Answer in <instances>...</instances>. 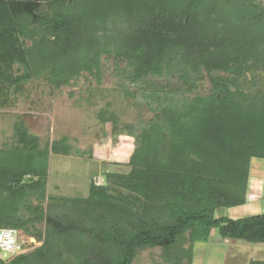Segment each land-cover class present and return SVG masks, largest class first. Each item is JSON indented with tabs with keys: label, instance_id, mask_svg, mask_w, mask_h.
<instances>
[{
	"label": "trees",
	"instance_id": "1",
	"mask_svg": "<svg viewBox=\"0 0 264 264\" xmlns=\"http://www.w3.org/2000/svg\"><path fill=\"white\" fill-rule=\"evenodd\" d=\"M103 56L123 61L115 75L153 114L138 127H119L106 110L98 116L112 136L134 139L130 169L104 173L85 198L48 195L49 154L69 155L68 140L40 148L18 119L17 146L0 148V228L40 246L0 256V264H132L147 248H160L170 264H191L193 244L212 231L264 244V214L216 216L245 204L251 161L264 160V5L0 0V96L32 80L59 89L83 73L99 83ZM203 76L206 95L197 92Z\"/></svg>",
	"mask_w": 264,
	"mask_h": 264
},
{
	"label": "rangeland",
	"instance_id": "2",
	"mask_svg": "<svg viewBox=\"0 0 264 264\" xmlns=\"http://www.w3.org/2000/svg\"><path fill=\"white\" fill-rule=\"evenodd\" d=\"M255 1L264 5V0ZM116 63L120 68L124 66L123 61L114 62L112 58L102 57L99 83L83 73L70 85L59 89L49 85L45 79L32 80L18 90H12V97L8 90L4 92L6 97L0 96V148L17 146L14 123L18 119H22L29 133L38 138L40 148L63 137L68 140L69 155L49 154L48 195L85 198L91 182L105 181L104 173L126 174L129 171L127 159L134 148V139L120 130L119 134L112 136L110 124H101L98 116L106 110L108 115L115 114L119 127L123 124L138 127L146 124L153 114L140 91L115 75ZM262 77L264 79V75ZM151 80L156 87L166 85L164 79ZM143 89L147 90V86ZM209 91L210 83L203 76L197 92L206 95ZM132 92L136 93L135 97L130 95ZM249 173L250 177H264V160L252 159ZM257 187L258 184L249 187L250 192L255 188V194H259ZM220 210L226 212V209ZM210 237L207 242L193 244L191 264L264 262V244L240 241L235 245L232 240L224 243L218 235L215 236V231L210 233ZM28 239L21 233L18 235V242L26 245L25 252L40 246L38 242L34 245L29 243ZM188 245L187 241L184 247ZM132 264L170 263L164 260L160 248H147L137 253Z\"/></svg>",
	"mask_w": 264,
	"mask_h": 264
},
{
	"label": "crops",
	"instance_id": "3",
	"mask_svg": "<svg viewBox=\"0 0 264 264\" xmlns=\"http://www.w3.org/2000/svg\"><path fill=\"white\" fill-rule=\"evenodd\" d=\"M256 184H258L257 192H260L259 194H255L256 191L255 188H252V192H250L249 187H256ZM219 209L216 213L217 217H227L229 219L237 220L248 216H254V215H261L264 214V177H250L249 173V180L247 184V192H246V201L245 204L234 207L231 209H226V212L224 213ZM214 234H211V237H213ZM215 232V236H216ZM210 237V238H211ZM224 243H228L231 240H224ZM232 243L238 244L237 242L240 241H231ZM242 245V244H241Z\"/></svg>",
	"mask_w": 264,
	"mask_h": 264
},
{
	"label": "built area",
	"instance_id": "4",
	"mask_svg": "<svg viewBox=\"0 0 264 264\" xmlns=\"http://www.w3.org/2000/svg\"><path fill=\"white\" fill-rule=\"evenodd\" d=\"M103 183H99L98 180H94V184L97 186H100ZM19 234L20 232L16 230L0 228V256L3 260H9L12 257L26 251L21 248V244L18 242ZM28 240V242L32 243L33 245L37 243L35 239L29 238Z\"/></svg>",
	"mask_w": 264,
	"mask_h": 264
}]
</instances>
